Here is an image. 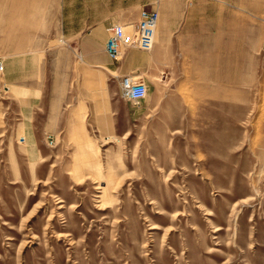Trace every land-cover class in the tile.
Masks as SVG:
<instances>
[{
  "label": "rangeland",
  "instance_id": "obj_1",
  "mask_svg": "<svg viewBox=\"0 0 264 264\" xmlns=\"http://www.w3.org/2000/svg\"><path fill=\"white\" fill-rule=\"evenodd\" d=\"M145 2L155 42L116 62L131 9L0 0V264H264V0Z\"/></svg>",
  "mask_w": 264,
  "mask_h": 264
},
{
  "label": "built area",
  "instance_id": "obj_2",
  "mask_svg": "<svg viewBox=\"0 0 264 264\" xmlns=\"http://www.w3.org/2000/svg\"><path fill=\"white\" fill-rule=\"evenodd\" d=\"M159 23V11L144 6L140 10L138 19L130 25L111 24L105 43L109 57L113 61L119 62L129 48L151 49L155 42ZM0 67L3 68V65ZM120 85L123 96L134 102L142 101L148 94V85L138 76L125 75L121 78Z\"/></svg>",
  "mask_w": 264,
  "mask_h": 264
},
{
  "label": "crops",
  "instance_id": "obj_3",
  "mask_svg": "<svg viewBox=\"0 0 264 264\" xmlns=\"http://www.w3.org/2000/svg\"><path fill=\"white\" fill-rule=\"evenodd\" d=\"M56 1L63 2L64 0H56ZM144 6H148V3H146V2L144 3V0H103V13H104V16L108 15V19H109L110 23L113 20L118 19L119 17H121L122 12L124 10H126V9H131L133 11V13H134V17H136L138 19L140 10ZM198 6H199V1L195 5L194 12H193L194 15L192 14L193 15L192 17H196L197 16L196 14H197V12H199ZM150 8L158 10L157 7H155L154 5L150 6ZM80 32L82 33V37L85 38L86 41L89 43V39L91 38L90 36L92 34L91 26H86V28H83L81 31H79L77 33H80ZM169 32L170 31H169L168 24L166 23V25H164L162 27V23H161V34L162 33L163 34L161 36V39L159 40V43H162V42L166 41L167 35H168ZM183 32L184 33H188V34H190V33H200L201 30L197 29L196 25H191L190 24V25L184 27ZM107 38L108 37H106V39H104V46H105V43L107 41ZM91 53L92 52H89V51L87 52V57H88V60H90V61L91 60H95L93 54H92V57H91ZM124 70L128 71L129 68L127 66H124Z\"/></svg>",
  "mask_w": 264,
  "mask_h": 264
}]
</instances>
